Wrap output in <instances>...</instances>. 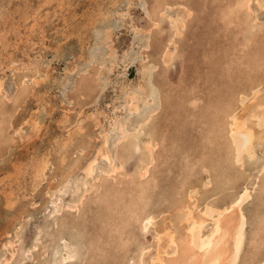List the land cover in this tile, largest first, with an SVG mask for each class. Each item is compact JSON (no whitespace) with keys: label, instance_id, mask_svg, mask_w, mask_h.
<instances>
[{"label":"rangeland","instance_id":"374dc122","mask_svg":"<svg viewBox=\"0 0 264 264\" xmlns=\"http://www.w3.org/2000/svg\"><path fill=\"white\" fill-rule=\"evenodd\" d=\"M178 17L186 19L176 35L171 24ZM0 79V108L11 125L2 135L10 138L13 128H23L15 145L0 141L1 262L10 258L11 250L3 247L14 233L15 253L4 264H151L158 228L179 231L177 208L193 209L196 203L201 213L208 204L223 207L246 186L251 198L243 204L246 233L237 264L264 259V140L254 143L253 157L237 162L241 135L232 137L229 129L230 115H246L244 107L255 103L253 89L264 100V0H0ZM149 92L153 97L143 103ZM132 94L140 109L126 116ZM145 107L154 112L141 131L136 122L146 118ZM263 108L256 109L260 116ZM34 121L35 130L29 128ZM120 124H133L128 127L138 141L129 135L114 143ZM75 125L82 131H74ZM98 148L110 152V160L97 156L94 177L85 176L82 165ZM68 175L64 193L58 184ZM148 215L153 223L144 229ZM203 224L207 233L212 222Z\"/></svg>","mask_w":264,"mask_h":264},{"label":"bare ground","instance_id":"6f19581e","mask_svg":"<svg viewBox=\"0 0 264 264\" xmlns=\"http://www.w3.org/2000/svg\"><path fill=\"white\" fill-rule=\"evenodd\" d=\"M229 4V3H228ZM261 5V4H260ZM262 6V5H261ZM186 19V18H185ZM185 19H183V17H178L174 22H172V24H171V26H174L175 27V33H176V35H178L179 33H180V29H183L184 28V22H185ZM256 20V19H255ZM157 23V22H156ZM155 24V23H154ZM157 24H160L159 23V21H158V23ZM255 25H257V24H255ZM259 25V24H258ZM155 26V25H154ZM178 26H180V28H178ZM260 26V25H259ZM262 27V26H261ZM150 30V29H149ZM171 30V29H170ZM261 30H259V32H260ZM174 33V34H175ZM261 34V33H260ZM109 35V34H108ZM115 37V36H114ZM172 38V37H171ZM149 45V44H148ZM146 47L148 48V46L146 45ZM168 52V51H167ZM168 57L169 58H173L174 57V50L171 52V53H169L168 54ZM164 58V57H163ZM164 60V59H163ZM166 62V61H165ZM167 63V62H166ZM151 70V69H150ZM87 74H88V72H87ZM236 75V74H235ZM162 76V75H161ZM163 76H165V75H163ZM83 77V76H82ZM166 77V76H165ZM221 77V76H220ZM229 78V77H228ZM227 78V79H228ZM243 78V77H242ZM23 79V78H22ZM81 79V78H80ZM84 80V79H83ZM88 80V79H87ZM225 80V79H224ZM234 80V79H233ZM25 81V80H24ZM230 81H232V80H230ZM30 82V81H29ZM84 82H85V80H84ZM228 82V85L230 84L231 85V82L229 83V81H227ZM226 82V83H227ZM20 83H21V81H20ZM24 83V82H23ZM25 84V83H24ZM82 84V83H81ZM224 84V83H223ZM233 84V83H232ZM246 84V83H245ZM22 85V84H21ZM26 85V84H25ZM24 85V86H25ZM23 86V85H22ZM225 86V85H224ZM232 86V85H231ZM26 87V86H25ZM81 87V86H80ZM225 88V87H224ZM228 88V87H227ZM263 88V87H262ZM2 79H0V96L1 95H3V92H2ZM234 89V88H233ZM259 90L260 89H253L252 90V96H250V98L252 97V99H254L255 100V103L253 104V102H252V104L253 105H249L250 107H248V105H247V107L245 108L244 107V109H243V111H246V115L245 114H243V113H241V114H236V113H233V114H231L230 115V118H231V123H230V134H231V136L232 137H234L235 135H241V142L239 143V144H237L236 146H237V150H236V157H237V162H242V156H244V155H246V157L248 156V157H253V145H254V143L257 141V140H260V139H263L264 140V132H263V130H261V128L263 127L262 125H263V122H264V112H263V114L260 116L259 115V113H258V111L256 110L257 108L259 109V108H261L262 106H263V104H264V100L263 101H259L258 100V98H257V95H258V93H259ZM84 91V90H83ZM86 91V90H85ZM206 92V91H205ZM261 92V91H260ZM243 93V92H242ZM136 94V93H135ZM263 94V93H262ZM4 95H6V94H4ZM14 95V94H13ZM83 95V94H82ZM137 95H139L138 93H137ZM205 95H206V93H205ZM234 95V94H233ZM246 95V94H245ZM197 96V95H196ZM263 96V95H262ZM140 97V96H139ZM153 97V95L149 92V93H145V95H144V99H141L142 101H143V103H145V100H150V98H152ZM245 97V96H244ZM243 97V98H244ZM6 98H7V95H6ZM9 98V97H8ZM11 98H12V96H11ZM15 98V97H14ZM232 98V97H231ZM263 98V97H262ZM16 99V98H15ZM19 99V98H18ZM130 101L128 102L129 104H130V108H129V112H128V114L126 115V116H131V115H133V113H132V111L134 110V111H136V112H138L139 111V109H140V107H137L138 105H135V100H136V97L132 94V95H130ZM168 99V98H167ZM245 99V98H244ZM234 100V99H233ZM236 100V99H235ZM234 100V101H235ZM251 100V99H250ZM21 100L19 99V102H20ZM26 101V100H25ZM232 101V100H231ZM241 101V100H240ZM248 101H249V99H248ZM252 101V100H251ZM15 102H16V100H15ZM187 102V101H186ZM242 102V101H241ZM18 103V102H17ZM137 103H138V101H137ZM201 103V102H200ZM192 104V103H191ZM244 104V103H243ZM146 105H149V101L148 102H146V104H145V106ZM242 105V104H241ZM245 105V104H244ZM243 105V106H244ZM132 106V107H131ZM142 106V105H141ZM185 106V105H184ZM183 106V107H184ZM148 107V106H147ZM147 107H145V113H146V118L145 119H143L141 122L142 123H140V122H136L137 123V125H136V127H139L138 129H140L141 131H142V128H143V126L147 123V122H149L148 120H149V118H150V116H152L151 114H153V112H154V110H152L150 107L149 108H147ZM196 107V106H195ZM212 107H214V106H212ZM234 107V106H233ZM156 108V107H155ZM198 108V107H197ZM204 108V107H203ZM236 108V107H235ZM144 109V108H143ZM159 109V108H158ZM157 109V110H158ZM184 109V108H183ZM218 109V108H217ZM246 109V110H245ZM118 110V109H117ZM138 110V111H137ZM194 110H196V109H194ZM193 110V111H194ZM198 110V109H197ZM196 110V111H197ZM210 110H212V109H210ZM263 110H264V108H263ZM262 110V111H263ZM18 111V106L17 105H15V109H14V113L12 114V116L16 113ZM34 111V110H33ZM177 111V110H176ZM175 111V113H177ZM195 111V112H196ZM239 111V110H238ZM261 111V110H260ZM158 112V111H157ZM199 112V111H198ZM241 112V111H240ZM180 113V112H179ZM230 113V112H229ZM245 113V112H244ZM5 114H6V111L4 110V109H2V108H0V133H1V135H0V141H2V143H3V146H4V144H6V146L7 147H9V146H11L12 145V143L14 144L15 143V141H14V137H15V135H16V137L19 139V140H22L23 139V136L21 135L22 134V129L23 128H21V127H18V128H13V130H12V135L10 136V138L9 137H4L2 134H3V132H4V130H7L11 125L8 123V119L9 118H5ZM155 114V113H154ZM187 114V113H186ZM195 114V113H194ZM144 115V114H143ZM183 115V114H182ZM192 115H193V113H192ZM198 115V114H197ZM209 115V114H208ZM243 115H245V118H243ZM15 116V115H14ZM154 116V115H153ZM194 116V115H193ZM37 117V116H36ZM178 117V116H177ZM187 117H189L188 116V114H187ZM195 117V116H194ZM210 118H211V116H209ZM213 117V116H212ZM180 118V117H179ZM190 118V117H189ZM197 118H201V115H200V117H197ZM196 118V119H197ZM206 118V117H205ZM204 118V119H205ZM229 118V119H230ZM252 118H254L255 119V121H253V124L255 125H253L254 126V128L255 127H257L258 128V132L256 131H253V129H251V128H249L252 124V122L251 123H249V125L250 126H247L246 125V122L247 121H249V119L251 120ZM184 119H187V118H185V115H184ZM203 119V116H202V120H204ZM181 120V119H180ZM188 120H190V119H188ZM206 120H208L207 118L205 119V121ZM216 120V119H215ZM32 121V120H31ZM179 121V120H178ZM186 121V120H185ZM200 121V120H199ZM217 121V120H216ZM219 121V120H218ZM13 122V121H12ZM134 122H135V120H134ZM192 122V121H191ZM195 122H197V121H194V125H195ZM204 122V121H203ZM202 122V123H203ZM19 123V122H18ZM132 123V122H131ZM135 123V124H136ZM189 123V122H188ZM197 123H199V122H197ZM196 123V124H197ZM209 123V121H207V124ZM219 123V122H218ZM148 124V123H147ZM146 124V125H147ZM193 124V123H192ZM194 125L192 126V127H194ZM199 125V124H198ZM205 125H206V123H205ZM222 125V124H221ZM15 126V125H14ZM113 126H115V124L113 125ZM129 127H133V124H130V125H128ZM127 125L125 126V124H120V126H119V129H120V132L115 136V141H114V143L115 142H117V143H119L120 142V140H124L126 137L128 138V136L129 135H132V137L134 138V140L135 141H138V137H140V136H138L137 135V133H133V134H131L130 132H131V130H130V128L128 127ZM152 126H153V124H152ZM188 126V125H187ZM200 126V125H199ZM218 126V125H217ZM220 126V125H219ZM228 126V127H229ZM253 126H251L252 128H253ZM75 127V129H74V131H77V133L78 132H80V131H82V128L79 126V125H75L74 126ZM135 127V126H134ZM191 127V128H192ZM197 127V126H196ZM225 127V126H224ZM29 128H31V129H36V128H39L38 127V124H37V122H33V123H31L30 124V127ZM222 128V127H221ZM220 128V129H221ZM257 128H255V129H257ZM193 129V128H192ZM213 129V128H212ZM216 129V128H215ZM133 130H135V128H133ZM140 130H139V132H140ZM24 131V130H23ZM136 131H138L137 129H136ZM205 131V130H204ZM215 131V130H214ZM139 132H138V134H139ZM194 132H197V131H195V128H194ZM206 132V131H205ZM25 133V132H24ZM23 133V134H24ZM141 133V132H140ZM148 134V133H147ZM229 134V135H230ZM27 135V134H26ZM142 136V135H141ZM15 137V138H16ZM103 137H104V135H103ZM105 139L103 140V142H101L104 146L105 145H107L108 144V138H107V136L105 135ZM113 137V136H112ZM148 137H149V134H148ZM202 137V136H201ZM239 137V136H238ZM35 138V137H34ZM203 138V137H202ZM201 138V139H202ZM69 139V138H68ZM239 139V138H238ZM67 140V139H66ZM126 140V139H125ZM124 140V142H126ZM150 140V139H149ZM226 140V139H225ZM63 141V140H62ZM112 141V142H113ZM119 141V142H118ZM141 142V141H140ZM239 142V141H238ZM64 144H62V148H61V152H62V155H61V162H63L64 163V159L66 158V150H65V152H64V148H65V142H63ZM120 143H122V142H120ZM119 143V144H120ZM142 143V142H141ZM208 144V143H207ZM257 144V143H256ZM255 144V145H256ZM15 145V144H14ZM69 145V144H68ZM118 145V144H117ZM233 145V144H232ZM264 145V144H263ZM60 146V145H59ZM58 146V147H59ZM102 146V145H101ZM118 146H122V145H118ZM123 146H124V144H123ZM134 146H135V148H137V150H139V146H138V143L137 142H134ZM154 146H156V145H154ZM205 146V145H204ZM67 147V146H66ZM69 147V146H68ZM78 147V146H77ZM109 147V146H108ZM108 147H106V148H108ZM157 147V146H156ZM155 147V148H156ZM260 147V146H259ZM82 148V147H81ZM102 148V147H101ZM101 148H98L97 149V153H96V156L94 157V158H92L90 161H88V162H86V164L85 165H82V164H80V165H82V170H83V172H84V174H85V176H91L92 175V173L94 174V169L97 167L96 165V162H97V156H99V157H101V158H104V159H106V160H110V158H109V153H107V151H104V150H102ZM129 148V147H128ZM145 148L148 150V151H150L151 150V145H150V143L149 142H145ZM55 149V148H54ZM109 149V148H108ZM116 149H117V147H116ZM154 149V148H153ZM230 149V148H229ZM232 149V148H231ZM9 148L7 149V151L6 152H9ZM83 150V149H82ZM110 151V150H109ZM122 151V150H121ZM130 151H131V149H130ZM133 151V150H132ZM234 151H235V149H234ZM147 152V151H146ZM186 152H187V150H186ZM112 153V152H111ZM123 153V152H122ZM127 153V152H126ZM152 153H154L153 151H152ZM259 153V152H258ZM2 154V153H1ZM1 154H0V156H1ZM116 154H118V153H116ZM125 154V153H124ZM136 154H138V153H136ZM136 154H135V156H136ZM145 154V153H144ZM134 155V154H133ZM143 155V154H142ZM153 155V154H152ZM231 155V154H230ZM112 156H113V154H112ZM115 156V155H114ZM117 156V155H116ZM146 156V155H145ZM187 155H185L184 157H186ZM260 156V155H259ZM2 157V156H1ZM118 157H120L119 155H118ZM140 157V156H139ZM228 157V156H227ZM245 157V156H244ZM245 157V158H246ZM114 158V157H113ZM187 158V157H186ZM42 159V158H41ZM46 159V158H45ZM48 159V158H47ZM86 159V158H85ZM119 159V158H118ZM130 159V158H129ZM135 159V158H134ZM139 159V158H138ZM249 158H247V160H248ZM40 160V159H39ZM78 160V159H77ZM246 160V159H245ZM41 161V160H40ZM47 161V160H46ZM80 161H81V159H80ZM87 161V160H86ZM120 161V160H119ZM118 161V162H119ZM127 161V160H126ZM129 161V160H128ZM139 161V160H138ZM22 162V161H21ZM48 162V161H47ZM82 162V161H81ZM185 162V161H184ZM220 162V161H219ZM218 162V163H219ZM236 162V163H237ZM255 162V161H254ZM43 163V161L41 162V164ZM139 163V162H138ZM140 163H142L143 165L145 164V161H141ZM260 163V162H259ZM39 164H40V162H39ZM41 164H40V166H41ZM113 164V163H112ZM111 164V165H112ZM122 164H124V163H122ZM232 164V163H231ZM238 164V163H237ZM240 164V163H239ZM242 164V163H241ZM45 165H46V163L44 162L43 164H42V166L40 167V172H42V170H43V168H45ZM119 165V164H118ZM143 165H142V167H143ZM151 165V164H150ZM259 165V164H258ZM262 165V164H261ZM49 166V165H48ZM246 166V165H245ZM38 167V168H39ZM150 167V166H149ZM191 167V166H190ZM194 167H197V166H194ZM233 167H235V166H233ZM237 167V166H236ZM238 167H240V166H238ZM243 167H244V165H243ZM116 167H113V168H111V169H115ZM118 168L119 167H117V170H118ZM120 168H122V167H120ZM124 168V167H123ZM263 170H264V165H263ZM107 169H108V167H107ZM144 169V171H146V169L145 168H143ZM68 170V169H67ZM71 170V169H70ZM78 170H80V167H79V169ZM109 170H110V168H109ZM108 170V171H109ZM126 170V169H125ZM193 170H194V168H193ZM198 170V169H197ZM263 170H262V172H263ZM23 171V170H22ZM37 171V170H36ZM99 171V170H98ZM97 171V172H98ZM111 171V170H110ZM121 171H122V169H121ZM139 171V170H138ZM192 170H190V172H191ZM204 171V170H203ZM242 171V170H241ZM259 171H260V168H259ZM68 172V171H67ZM115 172V171H114ZM125 172V171H124ZM189 172V173H190ZM198 172V171H197ZM253 172H255L254 171V169H253ZM258 172V171H257ZM43 173V172H42ZM69 173V172H68ZM99 173V172H98ZM243 173V172H242ZM111 174V173H110ZM123 174V173H122ZM134 174H135V172H134ZM137 174V173H136ZM248 174V173H247ZM260 175L262 174L261 172L259 173ZM38 175V174H37ZM40 175H41V173H40ZM62 175H64L63 173H62ZM66 175V174H65ZM71 175V174H70ZM74 175V174H73ZM98 175V174H97ZM181 175H182V173H181ZM245 175V174H244ZM253 175H254V173H253ZM42 176V175H41ZM95 176H96V174H95ZM99 176V175H98ZM104 176V175H103ZM111 176V175H110ZM147 176V175H146ZM193 176V175H192ZM247 176V175H246ZM37 177V176H36ZM44 177V176H43ZM54 177V176H53ZM92 177H94V176H91V178ZM108 177H109V175H108ZM136 177V176H135ZM134 177V178H135ZM187 177V176H186ZM189 178H190V174H189V176H188ZM200 177V176H199ZM206 177V176H205ZM229 177V176H228ZM245 177V176H244ZM247 177H249V176H247ZM70 178V176L68 175V176H66V178H65V182L63 183V182H60L58 185H60V186H62V192H64V193H66V191H67V189H68V181H67V179H69ZM71 178H72V175H71ZM76 178V177H75ZM78 178V177H77ZM85 178V177H84ZM88 178V177H87ZM86 178V179H87ZM97 178V177H96ZM128 178V177H127ZM194 178V177H193ZM201 178V177H200ZM37 179V178H36ZM82 179V178H81ZM85 179V180H86ZM99 179V178H98ZM182 179H183V176H182ZM246 179V178H245ZM74 180V179H73ZM84 180V181H85ZM93 180V179H92ZM95 180V179H94ZM102 180H103V178H102ZM102 180H101V182H102ZM108 180V179H107ZM131 180V179H130ZM140 180V179H139ZM192 180V179H191ZM210 180V179H209ZM225 180H226V178H225ZM247 180V179H246ZM251 180V179H250ZM37 181V180H36ZM70 181V180H69ZM80 181V180H79ZM83 181V182H84ZM97 181V180H96ZM113 181H115V179L113 180ZM182 181V180H181ZM206 181H208V180H206ZM249 181V180H248ZM71 182V181H70ZM81 182V181H80ZM100 182V183H101ZM183 182V181H182ZM186 182V181H185ZM204 182V181H203ZM250 182V181H249ZM260 182V181H259ZM56 183H57V181H56ZM76 183V182H75ZM104 183V182H103ZM114 183V182H113ZM138 183H140V182H138ZM150 183V182H149ZM201 183V182H200ZM207 183V182H206ZM227 183H229V182H227ZM232 183V182H231ZM257 183H258V181H257ZM256 183V184H257ZM145 184V183H144ZM183 184V183H182ZM208 184V183H207ZM220 184H222V183H220ZM230 184V183H229ZM228 184V185H229ZM236 184V183H235ZM234 184V185H235ZM248 184V183H247ZM82 185L84 186V185H87V183H82ZM91 185V184H90ZM101 185V184H100ZM121 185V184H120ZM137 185V184H136ZM184 185V184H183ZM182 185V186H183ZM193 185V184H192ZM204 186V185H203ZM210 186V185H209ZM223 186V185H222ZM239 186V185H238ZM261 186V185H260ZM55 187V186H54ZM85 187H87V186H85ZM106 187V186H105ZM120 187V186H119ZM166 187H168V186H166ZM185 187V186H184ZM224 187V186H223ZM257 187V186H256ZM47 188V187H46ZM61 188V187H60ZM70 188V187H69ZM121 189H122V187H120ZM130 188H131V186H130ZM140 188V187H139ZM161 188V187H160ZM163 188H165V186H163ZM183 188V187H182ZM238 188V187H237ZM52 189H55V188H52ZM92 189H93V187H92ZM95 189V188H94ZM125 189H126V187H125ZM128 189V188H127ZM181 189V188H180ZM186 188H184V190H185ZM223 189V188H222ZM230 189V188H229ZM240 189V188H239ZM264 189V188H263ZM96 190V189H95ZM119 190V189H118ZM123 190H124V188H123ZM168 190H170L169 188H168ZM208 190V189H207ZM224 190V189H223ZM226 190V189H225ZM234 190V189H233ZM54 191V190H53ZM92 191V190H91ZM90 191V192H91ZM127 191V190H126ZM130 191V190H129ZM147 191V190H146ZM194 191V190H193ZM193 191L191 192V191H188V192H191L190 194H191V196L193 197V194H195V193H193ZM195 191H196V189H195ZM194 191V192H195ZM204 191V190H203ZM206 191V190H205ZM253 191V190H252ZM256 191V190H255ZM58 192V191H57ZM89 192V193H90ZM111 192H113V191H111ZM131 192V191H130ZM180 192H182V189H181V191ZM227 192H228V190H227ZM259 192V191H258ZM53 193V192H52ZM116 193V192H115ZM119 193V192H118ZM141 193V192H140ZM139 193V194H140ZM171 193V192H170ZM174 193V192H173ZM178 193V192H177ZM206 193V192H205ZM226 193V192H225ZM92 194H93V192H92ZM112 194V193H111ZM120 194H121V192H120ZM123 194V193H122ZM121 194V195H122ZM127 194H129V193H127ZM134 194V193H133ZM179 194V193H178ZM234 194V193H233ZM232 194V195H233ZM252 194V193H251ZM253 194H256V193H253ZM84 195V194H83ZM116 195V194H115ZM152 195V194H151ZM188 195H189V193H188ZM207 195V194H206ZM223 195V194H222ZM262 195V194H261ZM261 195H260V197H261ZM54 196V195H53ZM77 196H78V194H77ZM76 196V197H77ZM120 196V195H119ZM127 196V195H126ZM141 196H143L142 195V193H141V195H140V197ZM144 196H145V194H144ZM169 196V195H168ZM190 196V197H191ZM198 196V195H197ZM220 196V195H219ZM224 196H226V195H224ZM236 197L235 198H233V200H231L230 202H228V204H226V205H224L223 203H221V206H222V204L224 205L223 207H215V206H211V205H213V204H211V205H205L204 206V209H203V211L200 213V212H198L197 211V208H196V203H195V207H193V209H190V208H188V207H179V208H177L176 209V211H175V219H176V229L177 230H179L178 232H177V234L176 235H174L170 230H168V229H171V228H168V229H166V228H160L159 226L161 225V223H160V225L158 224L157 225V227H159L158 228V235H157V246H156V250H154L155 251V253L152 255V257H151V264H237V261L240 259V257H239V254H240V251H241V249H242V244H243V238H244V234L246 233H244L243 231H244V226H245V213H244V210H243V204L249 199V197H250V192H249V188L246 186V187H244L241 191H240V193L238 194V195H235ZM253 196V195H252ZM256 196V195H255ZM59 197V196H58ZM57 197V198H58ZM75 197V198H76ZM84 197V196H83ZM103 196H101V198H102ZM128 197V196H127ZM254 197V196H253ZM99 198V197H98ZM104 198V197H103ZM121 198V197H120ZM170 198H171V195H170ZM174 198V197H173ZM219 198H221V197H219ZM224 198V197H223ZM251 198V197H250ZM71 199V198H70ZM124 199V198H123ZM140 199V198H139ZM175 199V198H174ZM174 199H172L173 201H174ZM222 199V198H221ZM229 199H231V198H229ZM228 199V200H229ZM255 199V198H254ZM253 198H252V200L251 201H253L254 200ZM131 200V199H130ZM144 200V199H143ZM210 200V199H209ZM227 200V201H228ZM261 200V199H260ZM9 201V200H8ZM13 201V200H12ZM11 201V202H12ZM164 201H166V200H164ZM47 202V201H46ZM50 202V201H49ZM56 202V201H55ZM184 202H185V200H184ZM192 202H194V201H192ZM221 202V201H220ZM250 202V201H249ZM263 202V201H262ZM32 203H34V202H32ZM31 203V204H32ZM100 203H101V201H100ZM107 203V202H106ZM118 204H119V202H117ZM127 203V202H126ZM188 203V202H187ZM212 203V202H211ZM215 203V202H214ZM251 203H253V202H251ZM259 203V202H258ZM264 203V202H263ZM11 204H13V203H11ZM49 204V203H48ZM113 204V203H112ZM205 204H207V202H205ZM257 204V203H256ZM255 204V205H256ZM53 205H55V204H53ZM101 205V204H100ZM175 205V204H174ZM191 205V204H190ZM216 205H218V203H216ZM8 206H10V204H8ZM56 206H58V205H56ZM60 206H62V205H60ZM77 206V205H76ZM75 206V207H76ZM107 206V205H106ZM183 206V205H182ZM194 206V205H193ZM70 207V206H69ZM102 207H103V205H102ZM122 207V206H121ZM198 207V206H197ZM202 207V206H201ZM200 207V208H201ZM256 207V206H255ZM261 207H263V206H261ZM62 208V207H61ZM67 208H68V206H67ZM106 208V207H105ZM123 208V207H122ZM260 208V207H259ZM52 209V208H51ZM78 209V208H77ZM173 209V208H172ZM171 209V210H172ZM257 209V208H256ZM261 209V208H260ZM259 209V210H260ZM106 210H107V208H106ZM125 210V209H124ZM171 210H169L170 212H172ZM253 211L252 212H254V208L252 209ZM262 210V209H261ZM78 211V210H77ZM258 211V210H257ZM256 210H255V213L257 212ZM31 212V211H30ZM30 212H27V213H30ZM115 212V211H114ZM170 212H169V214H170ZM260 212V211H259ZM263 212V211H262ZM26 213V212H25ZM34 213V212H33ZM116 213V212H115ZM249 213H250V211H249ZM261 213V212H260ZM118 214V213H117ZM254 214V213H253ZM50 215V214H49ZM52 215V214H51ZM262 215H263V213H262ZM261 215V216H262ZM27 216V215H26ZM26 216H25V218H26ZM117 216V215H116ZM260 216V215H259ZM258 216V217H259ZM28 217V216H27ZM166 217V216H165ZM251 217H253V215L251 216ZM250 217V218H251ZM18 218L19 217H17V219L16 220H18ZM23 218V217H22ZM52 218V217H51ZM253 218H255V217H253ZM252 218V219H253ZM27 219L28 218H26V222H27ZM108 219L109 218H107V221H108ZM119 219V218H118ZM126 219V218H125ZM247 219V218H246ZM257 218H255V220H256ZM259 219L260 218H258V221H259ZM174 220V219H173ZM23 221H25V220H23ZM22 221V222H23ZM159 221V220H158ZM207 221H211L212 222V227H211V229L207 232V233H203L202 232V227L204 226V224L203 223H205V222H207ZM250 221V220H249ZM25 222V223H26ZM112 222V221H111ZM120 222V221H119ZM127 222V221H126ZM174 222V221H173ZM264 221H262V223H263ZM18 223V222H17ZM24 223V224H25ZM153 223V217L152 216H150V215H148V216H146V218L144 219V222H143V228L144 229H146L149 225H151ZM166 223V222H165ZM249 223V222H248ZM255 223H257V222H255ZM23 224V225H24ZM133 224V223H132ZM135 224H138V223H135ZM180 224H183V225H180ZM247 224V223H246ZM253 224H254V222H253ZM253 224H252V226H253ZM22 225V224H21ZM111 225V224H110ZM162 225H163V223H162ZM161 225V226H162ZM170 225V224H169ZM168 225V226H169ZM250 225H251V223H250ZM133 226V225H132ZM155 226V225H154ZM206 226V225H205ZM211 226V225H210ZM256 226V225H255ZM209 227V226H208ZM15 228H16V225H15ZM20 228H21V226H20ZM129 228V227H128ZM132 228V227H131ZM204 228V227H203ZM251 228V227H250ZM253 228V227H252ZM251 228V229H252ZM255 228V227H254ZM40 229V228H39ZM148 229V228H147ZM249 229V228H248ZM248 229H247V232L248 233H250L249 231H248ZM260 229V228H259ZM262 229V228H261ZM131 230V229H130ZM156 230V229H155ZM252 230H254V229H252ZM257 230H258V228H257ZM206 231V230H205ZM258 232H259V230H258ZM134 233V232H133ZM244 233V234H243ZM17 234V233H16ZM39 234V233H38ZM37 234V235H38ZM128 234H131V236H132V233H128ZM14 233H11V235L9 236V238H8V240L6 241V242H4V247L3 248H5L6 249V251L7 250H11L10 251V258H7L6 256V258L4 259V261H2L1 262V260H3V259H1L0 260V264H4V263H6L7 261H9V259H12V257L14 256V253H15V242H16V238H17V236L15 235ZM256 235V234H255ZM259 235V234H258ZM257 235V236H258ZM135 236V235H134ZM162 236V237H161ZM251 236V235H250ZM256 236V237H257ZM137 237V236H136ZM155 237V236H154ZM247 237H249V236H247ZM135 238V237H134ZM251 238V237H250ZM258 238V237H257ZM39 239V238H38ZM38 239H36V240H38ZM135 239H137V238H135ZM247 239V238H246ZM246 239H245V241H246ZM255 239V238H254ZM259 239V238H258ZM23 240V239H22ZM35 240V241H36ZM122 240H123V237H122ZM143 240V239H142ZM121 241V240H120ZM128 241H130L129 239H128ZM22 242V241H21ZM163 242V245L161 244ZM254 242V241H253ZM250 243H251V241H250ZM250 243H248V245L250 244ZM133 244V243H132ZM254 244V243H253ZM143 245H144V243H143ZM142 246V245H141ZM155 246V245H154ZM154 246H153V248H154ZM251 246V245H250ZM36 247V245L34 244V245H32V248H35ZM125 247H126V244H125ZM150 247V246H149ZM244 247H246V246H244ZM248 247V246H247ZM260 247H261V245H260ZM128 248V247H127ZM136 248V247H135ZM144 248V247H143ZM151 248V247H150ZM150 248H149V252H150ZM254 248V247H253ZM17 249V248H16ZM65 249V248H64ZM125 249V248H124ZM137 249V248H136ZM244 249V248H243ZM29 250V249H28ZM128 250V249H127ZM245 250H246V248H245ZM18 252V251H17ZM20 252V251H19ZM18 252V253H19ZM22 252V251H21ZM146 252H148V250H146ZM149 252H148V254H149ZM57 253V252H56ZM68 253V252H67ZM66 253V254H67ZM256 253V252H255ZM69 254V253H68ZM143 254L144 253H142V257H143ZM242 254V253H241ZM240 254V255H241ZM246 254V253H245ZM144 255H146V254H144ZM247 255V254H246ZM250 255H251V253H250ZM69 256H71L70 254L68 255V257ZM127 255H125L124 257H126ZM258 256V255H257ZM2 257H3V255H2ZM148 257H149V255H148ZM256 257V256H255ZM255 257H254V259H255ZM70 258H72V256L70 257ZM239 258V259H238ZM63 259V258H62ZM146 259V258H145ZM63 260H65V259H63ZM123 260H124V258H123ZM122 260V261H123ZM59 261V260H58ZM144 261V260H143ZM143 261H142V264H143ZM11 262V261H10ZM253 263V262H252ZM148 264V263H147ZM256 264H264V259L262 258L261 260H259Z\"/></svg>","mask_w":264,"mask_h":264}]
</instances>
